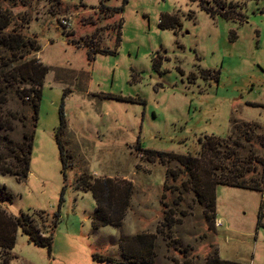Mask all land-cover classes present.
I'll return each instance as SVG.
<instances>
[{"label":"rangeland","instance_id":"obj_1","mask_svg":"<svg viewBox=\"0 0 264 264\" xmlns=\"http://www.w3.org/2000/svg\"><path fill=\"white\" fill-rule=\"evenodd\" d=\"M13 14L30 18L23 34L36 35L41 52L27 58L49 72L29 177L0 174L1 194L13 197L0 209L28 215L41 234L60 219L51 253L19 229L0 264H123L120 243L136 235L156 238L153 264H264V188L223 185L264 180V0H33ZM163 15L176 17L177 31L160 29ZM13 97L6 109H22ZM200 141L208 150L213 142L215 164L226 167L213 177L214 214L190 171L157 154L199 158ZM240 165L249 168L241 178ZM98 179L133 187L119 229L93 227L97 205L84 185Z\"/></svg>","mask_w":264,"mask_h":264},{"label":"trees","instance_id":"obj_2","mask_svg":"<svg viewBox=\"0 0 264 264\" xmlns=\"http://www.w3.org/2000/svg\"><path fill=\"white\" fill-rule=\"evenodd\" d=\"M260 1V0H256ZM33 0H0V174L15 177L18 181L27 179L30 174L31 156L33 152L34 138L39 123L40 102L42 97V87L49 68L38 62L36 59H28V56H36L41 52V45L36 35L26 36L24 29L31 24L27 14H19L17 17L13 10L18 6H31ZM9 6L10 9L5 8ZM123 10H120L121 13ZM179 24L176 17L163 15L160 19L159 27L162 30L178 29ZM154 67L157 68L156 62ZM218 79V78H217ZM15 95L16 97H13ZM12 97L19 101L22 107L20 110H7ZM29 110L30 114L25 113ZM66 119L64 107L60 109V127L58 129L57 142L61 150L64 169H67L68 158L65 154L60 135L66 128ZM258 127V126H257ZM19 128L22 129L21 138L16 141L11 138ZM215 139V138H213ZM211 138V140L213 141ZM213 142L207 143L209 150L200 141L202 146L199 158L192 156H177L158 153L160 156L169 157L178 161L181 165L190 171V181L192 191L200 203L207 204V211L216 213V190L220 185L213 177L219 170H225L226 167H219L215 164ZM140 152L155 154L153 151ZM4 151V152H3ZM6 154H9L8 159ZM210 154L206 164H203L202 158ZM207 160V159H206ZM205 163V162H204ZM235 166V165H234ZM236 167V166H235ZM246 170H245V169ZM237 169V170H236ZM233 170L237 174H247L249 168L240 165ZM251 171V170H250ZM230 175V174H229ZM240 175L239 178H241ZM111 179H98L94 183L87 182L84 186L93 193L96 201V213L93 216L92 224L95 230L111 226L121 227L125 213L128 209L132 196V185L129 187L118 186ZM253 181V182H252ZM252 184L245 180L238 181V176H230L227 185L232 188L245 189L252 191H263L264 180H252ZM1 200H12L9 193L1 194ZM63 203V199L61 204ZM52 230L46 234H41L32 224V218L23 214L20 218H13L0 209V248L10 251L16 243V234L19 229L28 236L30 241L40 248L52 252L54 243V232L60 219L59 214L54 217ZM154 236L136 235L132 238L123 239L120 243L122 252L121 263L139 264L140 261L145 264H153L155 256ZM99 261H115V259L96 255ZM207 264H242L237 262L223 261L219 257L210 259Z\"/></svg>","mask_w":264,"mask_h":264},{"label":"built area","instance_id":"obj_3","mask_svg":"<svg viewBox=\"0 0 264 264\" xmlns=\"http://www.w3.org/2000/svg\"><path fill=\"white\" fill-rule=\"evenodd\" d=\"M70 2H74L75 0H69ZM62 26L63 28H68L70 27V23L68 20H62Z\"/></svg>","mask_w":264,"mask_h":264}]
</instances>
